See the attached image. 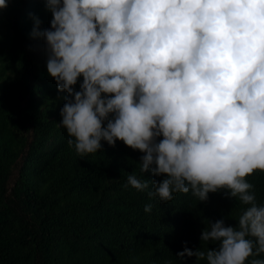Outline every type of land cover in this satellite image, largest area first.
<instances>
[{"label":"trees","instance_id":"trees-1","mask_svg":"<svg viewBox=\"0 0 264 264\" xmlns=\"http://www.w3.org/2000/svg\"><path fill=\"white\" fill-rule=\"evenodd\" d=\"M0 264H264V0H0Z\"/></svg>","mask_w":264,"mask_h":264},{"label":"rangeland","instance_id":"rangeland-1","mask_svg":"<svg viewBox=\"0 0 264 264\" xmlns=\"http://www.w3.org/2000/svg\"><path fill=\"white\" fill-rule=\"evenodd\" d=\"M85 2H88L89 0H84Z\"/></svg>","mask_w":264,"mask_h":264},{"label":"clouds","instance_id":"clouds-1","mask_svg":"<svg viewBox=\"0 0 264 264\" xmlns=\"http://www.w3.org/2000/svg\"><path fill=\"white\" fill-rule=\"evenodd\" d=\"M91 1V0H90Z\"/></svg>","mask_w":264,"mask_h":264}]
</instances>
